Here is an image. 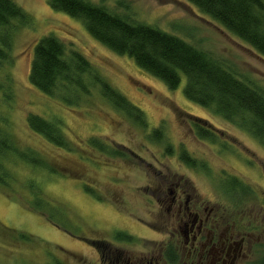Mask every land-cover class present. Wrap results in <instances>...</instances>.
<instances>
[{
  "label": "rangeland",
  "instance_id": "1",
  "mask_svg": "<svg viewBox=\"0 0 264 264\" xmlns=\"http://www.w3.org/2000/svg\"><path fill=\"white\" fill-rule=\"evenodd\" d=\"M15 1L27 20L14 24L11 56L0 70V121L21 150H33L61 172L9 157L14 178L9 186L0 185V264H100L97 242H115L123 232L136 237L135 248H149L146 239L162 237L149 225L162 223L151 189L163 180L218 202L233 194V175L263 202L258 191L264 187V145L237 124L190 101L184 75L178 88L170 89L133 58L96 40L81 20L52 8L48 0ZM91 1L176 34L264 87V55L188 0ZM48 34L84 53L94 72L144 111L148 126L116 109L98 84H90V92L79 94L73 104L36 88L29 80L34 49ZM186 112L216 126L219 142L198 138ZM30 113L62 121L74 151L32 131L27 123ZM156 127L164 129L174 154L167 153L166 141L150 139ZM90 137L124 155L89 147ZM183 146L205 166L183 162Z\"/></svg>",
  "mask_w": 264,
  "mask_h": 264
},
{
  "label": "trees",
  "instance_id": "2",
  "mask_svg": "<svg viewBox=\"0 0 264 264\" xmlns=\"http://www.w3.org/2000/svg\"><path fill=\"white\" fill-rule=\"evenodd\" d=\"M188 1L264 55V0ZM48 2L52 8L81 20L96 40L118 54L133 58L138 66L162 80L170 89L178 88L184 75V93L190 101L237 124L264 145V87L254 80L239 74L209 51L176 34L132 20L91 0ZM26 20V11L15 0H0V70L11 56L14 24ZM29 80L43 93L58 96L70 104L78 100L79 94L89 93L90 84H98L102 96L116 109L124 112L136 124L148 126L140 107L94 72L84 53L69 49L65 41L55 34L45 35L36 43ZM186 113L198 138L219 142L220 130L216 126L205 118ZM27 123L32 131L53 145L74 151L75 143L66 135L59 119L52 120L38 113H30ZM149 137L156 142L166 141L162 127L154 128ZM87 142L89 147L102 153L124 155L98 137H90ZM165 146L167 153L174 154L172 144L166 141ZM13 156L30 164L60 171L55 164H49L33 150H21L5 123L0 121V185L3 187L9 186L14 178L7 163L9 157ZM179 157L190 167L205 166L199 165L200 162L184 146ZM229 183V191L233 194L238 186L244 191L249 189L233 175ZM21 236L29 238L23 233ZM119 238L132 240V235L123 232ZM102 244L105 241L97 242V245Z\"/></svg>",
  "mask_w": 264,
  "mask_h": 264
},
{
  "label": "flooded vegetation",
  "instance_id": "3",
  "mask_svg": "<svg viewBox=\"0 0 264 264\" xmlns=\"http://www.w3.org/2000/svg\"><path fill=\"white\" fill-rule=\"evenodd\" d=\"M248 186L247 192L238 186L233 196L212 202L179 183L159 182L151 190L162 223L147 225L162 237L146 239L149 248H135L133 235L96 244L100 264H264V187L260 203Z\"/></svg>",
  "mask_w": 264,
  "mask_h": 264
}]
</instances>
